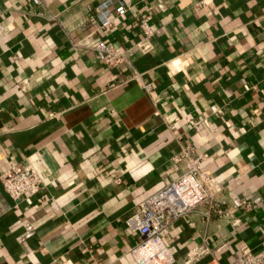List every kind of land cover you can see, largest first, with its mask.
I'll use <instances>...</instances> for the list:
<instances>
[{"label":"crops","instance_id":"obj_1","mask_svg":"<svg viewBox=\"0 0 264 264\" xmlns=\"http://www.w3.org/2000/svg\"><path fill=\"white\" fill-rule=\"evenodd\" d=\"M101 1L0 0V264H137L139 205L185 169L176 156L186 142L207 152L223 206L249 204L231 217L200 205L177 218L162 234L173 264L261 248L264 0H124L107 26L93 16ZM144 13L158 31L132 65L149 92L93 47L136 42ZM187 116L210 123L194 130ZM13 164L46 170L41 189L13 198L1 179ZM26 222L33 233L21 240Z\"/></svg>","mask_w":264,"mask_h":264},{"label":"built area","instance_id":"obj_2","mask_svg":"<svg viewBox=\"0 0 264 264\" xmlns=\"http://www.w3.org/2000/svg\"><path fill=\"white\" fill-rule=\"evenodd\" d=\"M32 1L39 3L41 0ZM197 4L203 6L206 0H197ZM126 9L127 4L124 0H102L95 7L93 16L102 26H107L111 24L115 15H122ZM150 19V13L142 14L139 26L143 35L133 44L120 47L104 39H99L93 44L97 54L107 65L123 62L131 67L130 79L141 84L147 92L152 89V82L145 80L142 72L133 67L132 55L136 50L146 52L152 48L151 38L158 29L151 25ZM18 83L21 88H26L27 80L22 79ZM210 110L219 112L220 108L216 104H211ZM155 112L158 113V110ZM163 117L166 121L167 118ZM178 118L175 116L174 120ZM185 121L189 128L194 130L198 129L200 124L209 125L210 123L207 116H187ZM206 157L207 152L197 151L194 144L190 142L183 144L181 154L176 156V159H186L185 169L141 201L136 213L140 240L130 248V253L137 264H173L174 256L163 239V231L177 218L197 206H205L207 217L213 214L219 217H231L233 207L249 204L247 199L232 198L231 206H223L226 201L218 196L214 176L202 167V162ZM46 175V170L37 169L31 164H13L1 174V179L5 190L13 198H21L38 192ZM119 180V177L114 178L116 182ZM32 233L33 225L26 222L19 239L22 240ZM224 264H264V245L253 250L245 244L234 260Z\"/></svg>","mask_w":264,"mask_h":264}]
</instances>
